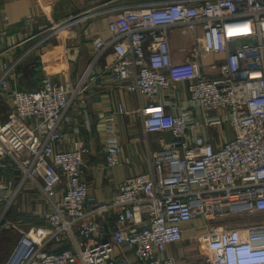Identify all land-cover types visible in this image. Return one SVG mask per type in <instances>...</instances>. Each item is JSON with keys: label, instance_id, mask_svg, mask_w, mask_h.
<instances>
[{"label": "built area", "instance_id": "2783aa9c", "mask_svg": "<svg viewBox=\"0 0 264 264\" xmlns=\"http://www.w3.org/2000/svg\"><path fill=\"white\" fill-rule=\"evenodd\" d=\"M106 11L115 13L111 37L94 39L91 66L112 48L117 58L110 71L119 88L145 100L135 111L145 132H169L171 139L149 156V170L121 180L110 199L99 201L86 179L90 146L78 138L69 142L66 133L69 109L86 78L76 86L62 84L52 78L56 69L48 68L41 88L22 90L8 80L18 60L5 61L0 91L9 96L12 109L0 123V191H13L0 197L6 202L0 231L20 226L6 216L25 190L41 192L45 220L20 230L0 264H178L168 248L186 239V227L196 218L264 213V0H163L92 8L60 17L46 37ZM6 24L7 15L0 35ZM176 29L190 34L185 61L173 58ZM209 55L221 58L210 63L212 76L205 70ZM180 83L188 90L181 110L171 93L180 91ZM106 112L110 120L113 114L131 113L122 103ZM222 126L219 135L211 133ZM108 132L105 167L113 168L122 164L123 146L112 125ZM199 242L202 256L192 264H264V223L214 228Z\"/></svg>", "mask_w": 264, "mask_h": 264}, {"label": "crops", "instance_id": "0c3cea01", "mask_svg": "<svg viewBox=\"0 0 264 264\" xmlns=\"http://www.w3.org/2000/svg\"><path fill=\"white\" fill-rule=\"evenodd\" d=\"M157 1L163 0H0V21L5 15L9 18V24H6V33L0 35V53H2L0 55V76L4 71L3 63L5 61L18 60L8 78L12 87L22 90L41 88L42 80L48 74V68L56 69L52 78L55 82L62 84L70 83L72 86H76L86 78L85 89L72 101L69 109L66 133L69 142L78 138L90 146L91 151L86 156V179L90 184L91 192L99 201L110 199L121 180L149 170V156L154 149L158 150L167 143L161 136L159 141V146H161L158 147L152 143L150 137L153 135L152 138H154V135L157 134L145 132L143 122L135 112L145 104L144 98L137 93L119 88L118 80L110 71L111 65L117 58L115 51L110 48L95 65L91 66L94 54L93 41L97 37L104 40L111 37L109 24L111 16L115 13L106 11L98 16L87 18L52 37H46L49 32L46 30L53 26L60 17L71 13L77 14L92 8L144 6ZM28 15H33L31 22L25 23L24 19ZM178 32L183 36V39L177 37ZM185 39L189 40V45L183 44ZM13 44L15 46L7 51ZM182 48L186 50L185 52L191 48L190 34L187 30L176 29L171 38V50L175 61H185L189 58V54L184 55L181 52ZM207 57L204 60L205 70L208 75H215L216 72L208 68ZM59 65L61 67L57 68ZM177 88L180 89L179 92L171 91L172 99L176 106L182 105L178 108L181 110L188 100L187 83H180ZM8 97L0 91V123L8 120L12 109ZM120 103L124 104L127 111L131 113L113 114L111 115L112 120H110L106 109L116 107ZM171 109L172 107L167 105V110ZM28 121L32 122L33 120L29 119ZM111 125L116 131L115 136L123 146L122 164L106 168L104 146L109 140L108 131ZM214 132L215 130L211 131L212 134ZM213 139L215 145L218 146L220 142L218 138L213 136ZM18 176L16 173L15 177L18 178ZM12 191L13 188L1 190V199L2 196H9ZM25 194L27 197L32 195L28 190L20 195L24 196ZM20 195L16 199L17 203L15 201L13 204H18ZM20 209L21 207L17 208L18 211ZM7 221L9 220L7 219ZM17 222L16 224H18ZM262 223H264V213L249 211L217 215L209 220L196 218L186 229L189 234L192 232V238L200 241L203 233L210 232L214 228L246 229ZM179 244L169 246L167 255L175 257L178 264L199 262L197 256L189 255L191 249L187 245L181 247L183 244ZM7 256L4 258L6 259Z\"/></svg>", "mask_w": 264, "mask_h": 264}, {"label": "rangeland", "instance_id": "374dc122", "mask_svg": "<svg viewBox=\"0 0 264 264\" xmlns=\"http://www.w3.org/2000/svg\"><path fill=\"white\" fill-rule=\"evenodd\" d=\"M180 30V29H178ZM179 33V32H178ZM201 34V32H200ZM180 39H183V36L179 33V35L177 36ZM188 37V36H187ZM183 44L184 45H189V40L185 39L183 40ZM191 49V48H190ZM189 49V50H190ZM188 52H183L184 55H188ZM221 60V58H215L213 55H209L207 57V62H208V68L210 63L215 61V60ZM220 130L219 132H215L213 133L215 136L219 135V133L223 130V126L219 127ZM226 132H228V135H231V130L229 128V125L227 124L225 126ZM217 133V134H216ZM157 135H154V138H152L153 135H151V141L153 144H156L158 147L159 146V141H160V137L163 136L164 140L166 143H168L171 139V134L169 132H164V133H155ZM169 134V137H168ZM170 138V139H169ZM158 143V144H157ZM163 148V146H161L159 149ZM157 151V149L153 150V153H155ZM29 193L31 192L32 195L27 197V195L25 194L20 195V198H18V201L20 199V201L18 202V204H11L10 207H8L7 209V216L6 218L11 222L10 224H16V221H18V225L20 226H4L1 231H0V263L3 262V260L5 259L4 257H6L7 255L10 254L12 248L14 247V245L17 243L19 237H20V230H27L29 229L32 225H41L44 223L45 220V216H44V209H45V204L43 202V197L42 194L39 190H33V191H28ZM23 198V199H22ZM17 203V201L15 202ZM6 205L5 201H2L0 204V212L1 210L4 209ZM21 207V209L18 211L17 208ZM39 213H36V212ZM35 212V213H32ZM188 233V232H187ZM192 232H190V234L188 233L186 237V239L179 245H182L181 247H184L187 245V247L191 250H189V252H191L189 255H192L194 257H198L200 258L202 255L200 254V250H199V240L196 238H192L191 237Z\"/></svg>", "mask_w": 264, "mask_h": 264}, {"label": "water", "instance_id": "95a60500", "mask_svg": "<svg viewBox=\"0 0 264 264\" xmlns=\"http://www.w3.org/2000/svg\"><path fill=\"white\" fill-rule=\"evenodd\" d=\"M104 227H105V229H106V230H108V227H107V225H106V224H105V226H104Z\"/></svg>", "mask_w": 264, "mask_h": 264}]
</instances>
